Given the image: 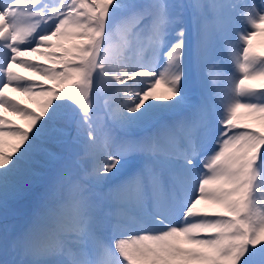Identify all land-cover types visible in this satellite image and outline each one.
Instances as JSON below:
<instances>
[{
    "label": "snow or ice",
    "instance_id": "snow-or-ice-1",
    "mask_svg": "<svg viewBox=\"0 0 264 264\" xmlns=\"http://www.w3.org/2000/svg\"><path fill=\"white\" fill-rule=\"evenodd\" d=\"M234 14L239 75L216 92L202 69ZM262 26L264 0H0L5 221L36 201L0 264H264Z\"/></svg>",
    "mask_w": 264,
    "mask_h": 264
},
{
    "label": "bare ground",
    "instance_id": "bare-ground-1",
    "mask_svg": "<svg viewBox=\"0 0 264 264\" xmlns=\"http://www.w3.org/2000/svg\"><path fill=\"white\" fill-rule=\"evenodd\" d=\"M253 2L259 5L261 0H253ZM249 27L250 24L248 23L247 19L239 17L238 14H234L226 37L219 41L217 45L215 56L203 67V71L208 79V83L216 92L230 93L232 83L239 75L235 64V53L240 50V45H238L237 42H240L241 34ZM262 28H264V26H262ZM253 47L255 50L264 51V31H262L257 37H254ZM14 70L20 72L23 75H31V73H28L24 68L14 66ZM35 78L37 80L41 79V77L38 76ZM190 85L192 84L190 83ZM6 91L8 92V95L19 100L22 104L27 105L29 108L39 110L38 105L28 95L13 92L11 89ZM5 115L15 121L16 124L21 126L27 125V121L22 119L20 116L12 115L11 113L7 112H5ZM8 258H13L11 253L9 254Z\"/></svg>",
    "mask_w": 264,
    "mask_h": 264
},
{
    "label": "rangeland",
    "instance_id": "rangeland-1",
    "mask_svg": "<svg viewBox=\"0 0 264 264\" xmlns=\"http://www.w3.org/2000/svg\"><path fill=\"white\" fill-rule=\"evenodd\" d=\"M237 43L238 45H240V42ZM33 59H42V58L36 57L34 55ZM202 73L204 80L207 82L208 86L211 87V85L208 83V79L205 76L203 69H202ZM189 87L190 89H193V85H189ZM162 89H163V85L158 86V90H162ZM101 103H103V100H101ZM258 187H259L257 193L258 198L264 197V184H261ZM41 190L42 189L37 188L34 191L39 193ZM35 206H36V201L31 196L18 200L10 199L8 202L9 212L6 221L3 216V211L2 209H0V231H2L4 224L7 223L10 229L15 231L16 233H21L30 223Z\"/></svg>",
    "mask_w": 264,
    "mask_h": 264
}]
</instances>
